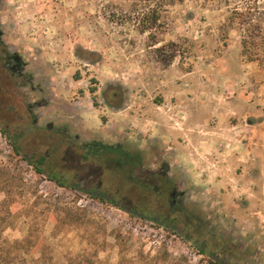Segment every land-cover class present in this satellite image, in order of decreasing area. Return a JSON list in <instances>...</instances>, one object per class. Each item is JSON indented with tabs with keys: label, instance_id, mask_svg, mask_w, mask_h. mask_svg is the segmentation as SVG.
I'll list each match as a JSON object with an SVG mask.
<instances>
[{
	"label": "rangeland",
	"instance_id": "rangeland-1",
	"mask_svg": "<svg viewBox=\"0 0 264 264\" xmlns=\"http://www.w3.org/2000/svg\"><path fill=\"white\" fill-rule=\"evenodd\" d=\"M202 2L0 0V128L67 183L36 174L0 133V175L15 186L2 237L28 241L4 244L0 264H264V164L252 193L207 190L119 136V107L173 84L264 112V15L248 34L263 47L244 54L241 23ZM93 143L120 148L122 167L115 152L84 159Z\"/></svg>",
	"mask_w": 264,
	"mask_h": 264
},
{
	"label": "crops",
	"instance_id": "crops-1",
	"mask_svg": "<svg viewBox=\"0 0 264 264\" xmlns=\"http://www.w3.org/2000/svg\"><path fill=\"white\" fill-rule=\"evenodd\" d=\"M159 92L158 100L134 96L119 107V136L147 145L172 168L201 176L207 190L254 192L253 168L264 164V112L257 100L240 112L235 94L209 103L204 96L188 97L182 84ZM212 117L217 127L210 126Z\"/></svg>",
	"mask_w": 264,
	"mask_h": 264
},
{
	"label": "trees",
	"instance_id": "trees-1",
	"mask_svg": "<svg viewBox=\"0 0 264 264\" xmlns=\"http://www.w3.org/2000/svg\"><path fill=\"white\" fill-rule=\"evenodd\" d=\"M262 0H203V4L207 5L209 7H215L217 4L223 3L226 5L227 9V19L229 21H239L241 23V30L243 31L244 35L241 39V46L243 49V53L247 54L250 49H254L255 51L259 50L261 47H263V44H257L254 40V38H251V40H248V34L250 36L254 35L256 27V22H258L261 17L264 15V11L260 9ZM247 25V26H246ZM245 26V27H243ZM258 56V55H256ZM257 59V58H256ZM253 60V59H250ZM259 60V59H257ZM94 88H89V93L91 94L93 106H96L95 100H94ZM0 133L3 135V137L8 141L12 152L15 156H21V149L18 143L15 140H12L9 136H7L6 131L2 128H0ZM82 150L86 152L84 159H87L88 155H93L96 157H102V154H105L109 158V155L112 152H115V154L118 155L117 158H119V164L121 163L123 155L121 154L122 150L119 148V152L112 150L111 148L104 146L99 143H93L91 145L85 144L82 145ZM116 155V156H117ZM49 154L41 155L40 157L34 159L32 157H28L25 155H22L21 160L26 162L27 165L32 167L34 172L39 175H46L47 179L49 181H52L56 183L60 187H66L67 183L65 180L59 175L58 173L54 172L53 169L46 170L45 167L47 166V157ZM122 167V164H120ZM122 169V168H121ZM134 180V178L132 179ZM15 186L13 183L9 182L7 179H4L0 175V192L4 194V198L0 200V259L2 258L3 248L2 246L4 244H9L12 249H17L18 251H23L25 247V243L27 244V240H20V241H13L9 242L6 239H3L2 233L5 228L9 227V217L11 216L10 212V203L11 200L9 199V196L12 192V189ZM91 192L94 191V189H90ZM101 201L103 199L98 198ZM114 203V202H112ZM202 253L204 252V249L201 248L200 250ZM37 262H40L41 259H37Z\"/></svg>",
	"mask_w": 264,
	"mask_h": 264
},
{
	"label": "flooded vegetation",
	"instance_id": "flooded-vegetation-1",
	"mask_svg": "<svg viewBox=\"0 0 264 264\" xmlns=\"http://www.w3.org/2000/svg\"><path fill=\"white\" fill-rule=\"evenodd\" d=\"M161 176H163V174H161ZM165 183V182H164Z\"/></svg>",
	"mask_w": 264,
	"mask_h": 264
}]
</instances>
